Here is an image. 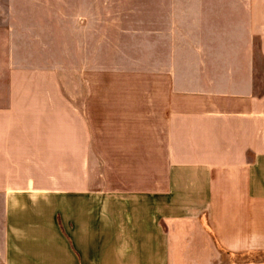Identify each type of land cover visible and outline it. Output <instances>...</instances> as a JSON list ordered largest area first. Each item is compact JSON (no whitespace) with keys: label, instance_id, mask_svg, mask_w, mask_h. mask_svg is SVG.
Here are the masks:
<instances>
[{"label":"crops","instance_id":"obj_1","mask_svg":"<svg viewBox=\"0 0 264 264\" xmlns=\"http://www.w3.org/2000/svg\"><path fill=\"white\" fill-rule=\"evenodd\" d=\"M74 2L91 34L148 36L154 60L90 68L69 89L55 66L17 63L15 20L0 17V264H224L257 249L264 0ZM198 50L217 52L211 82L237 69L232 86L193 87Z\"/></svg>","mask_w":264,"mask_h":264},{"label":"rangeland","instance_id":"obj_2","mask_svg":"<svg viewBox=\"0 0 264 264\" xmlns=\"http://www.w3.org/2000/svg\"><path fill=\"white\" fill-rule=\"evenodd\" d=\"M81 5L74 0L0 3V17L5 15L4 18L8 19L11 16L12 22L15 20L18 32L11 36V56H16L19 65L55 66L64 76L69 89H73V84L79 88L80 77L93 67L110 68L113 67L112 65L122 63L132 65L134 61L147 66L152 64L153 41L149 40L148 36L91 34L90 31L94 29L86 24L88 20L84 14H81ZM186 55L185 51L179 50V58H189V55L188 57ZM214 55L207 51L193 52L195 74L193 87L195 89H207L215 85L228 89L233 85L230 82L233 78L232 72L237 69L231 66L221 68L226 74V84L211 82L212 79H216L213 76L216 69L203 66L207 64L209 58L210 60L212 57L217 58V52H214ZM183 69H186V66H183ZM255 70L262 87L263 68L259 65ZM199 74L206 75L202 77L198 76ZM199 79L205 83L197 82L196 80ZM1 249L2 206L0 201V260ZM224 264H264V241L258 244L257 249L248 253L227 254Z\"/></svg>","mask_w":264,"mask_h":264}]
</instances>
